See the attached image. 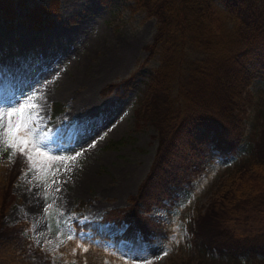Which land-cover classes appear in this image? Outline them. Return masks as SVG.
I'll return each mask as SVG.
<instances>
[{"label": "rangeland", "instance_id": "rangeland-1", "mask_svg": "<svg viewBox=\"0 0 264 264\" xmlns=\"http://www.w3.org/2000/svg\"><path fill=\"white\" fill-rule=\"evenodd\" d=\"M10 1L12 18L0 15V124L27 122L39 152L32 149L29 161L0 135V166H9L18 154L26 160L11 183L13 198L1 224L23 223L42 264H79L88 244L103 249L107 264H174L192 257L191 219L262 132L264 78L251 81L248 99L240 103L244 139L238 154L205 151L200 170L175 200L151 210L149 217L167 232L164 237L135 246L115 243L126 226L100 224L102 215L129 206L158 146L156 128L136 118L159 64L158 55L148 58L146 51L156 19L136 11L131 0ZM50 5L56 11L42 15L39 30L25 26L32 9ZM109 85L119 87L103 94ZM54 103L62 107L51 117ZM246 211L239 229L264 232V216ZM86 224H96L107 240H94V232L82 229Z\"/></svg>", "mask_w": 264, "mask_h": 264}, {"label": "trees", "instance_id": "trees-1", "mask_svg": "<svg viewBox=\"0 0 264 264\" xmlns=\"http://www.w3.org/2000/svg\"><path fill=\"white\" fill-rule=\"evenodd\" d=\"M131 1L136 11L157 22L146 51L148 58L157 54L159 64L146 83L136 118L156 128L158 146L129 206L106 211L100 224H124L125 231L114 241L135 246L167 233L149 214L184 190L200 170L205 151L238 154L244 139L240 103L248 99L251 81L264 78V0ZM55 11L53 5L38 6L23 23L39 30L42 15ZM13 14L12 2L0 0V15ZM130 80L123 83L124 94ZM117 87L109 85L103 94ZM61 107L52 104L51 117ZM25 166L22 154L9 166H0V264H42L24 236L23 223L1 224L13 198L11 183ZM215 192L202 213L191 219L193 227L188 225L192 257L174 264H264V232L239 229L247 209L264 216V127ZM82 229L94 232V240H107L96 224ZM78 256L79 264H107L103 249L95 244Z\"/></svg>", "mask_w": 264, "mask_h": 264}, {"label": "snow or ice", "instance_id": "snow-or-ice-1", "mask_svg": "<svg viewBox=\"0 0 264 264\" xmlns=\"http://www.w3.org/2000/svg\"><path fill=\"white\" fill-rule=\"evenodd\" d=\"M7 115L11 116L12 113H7ZM0 129H3V131L0 132V135L5 137V142L8 144V147H18L21 153L24 154L29 161L32 160V157L28 153L32 149L39 152V146L34 141L29 140V137L32 135V129L28 126L27 122L23 126L20 124L9 123L5 127V125L0 124ZM30 144L31 148L29 147Z\"/></svg>", "mask_w": 264, "mask_h": 264}]
</instances>
